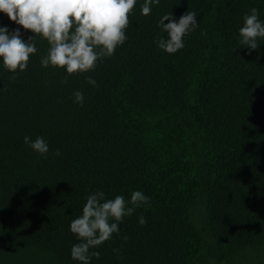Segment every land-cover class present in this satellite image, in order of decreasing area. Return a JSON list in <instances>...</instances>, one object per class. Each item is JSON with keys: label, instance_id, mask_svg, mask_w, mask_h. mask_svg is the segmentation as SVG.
<instances>
[{"label": "trees", "instance_id": "trees-1", "mask_svg": "<svg viewBox=\"0 0 264 264\" xmlns=\"http://www.w3.org/2000/svg\"><path fill=\"white\" fill-rule=\"evenodd\" d=\"M143 2L115 54L67 83L41 66L39 36L16 80L0 58V264H78L70 223L96 191L150 202L91 264H264V39L251 54L238 44L246 13L264 21V0H160L147 16ZM188 10L198 27L185 47L159 49L161 16ZM0 26L33 35L4 13ZM25 136L47 141L46 159Z\"/></svg>", "mask_w": 264, "mask_h": 264}, {"label": "clouds", "instance_id": "clouds-1", "mask_svg": "<svg viewBox=\"0 0 264 264\" xmlns=\"http://www.w3.org/2000/svg\"><path fill=\"white\" fill-rule=\"evenodd\" d=\"M136 3L137 0H0V13L33 33L25 41L20 28L9 31L7 26H0V58L4 69L13 74L11 80H16L18 72L27 69L30 55L38 51L35 40L39 36L48 43L47 54L41 57V66L64 70L67 75L61 83H67L73 74L94 71L98 63L113 56L117 47L128 39L125 30ZM159 3L160 0H144L140 6L141 15H150L152 5ZM196 17V12L189 10L178 21L172 11L162 15L158 27L166 33V37L155 41L157 47L168 54L183 49L184 37L198 27ZM259 39H264V21L254 7L243 16L238 44L240 49L247 48L248 54H251L259 48ZM86 81L96 86L91 76H87ZM73 98L75 103L83 106L82 91H75ZM24 143L39 156L47 158L49 146L42 136H37L35 140L25 136ZM53 155L59 156V150ZM149 202L150 197L141 191L131 192L130 199H125L123 195L106 199L103 191L88 195L82 214L70 223V232L78 241L71 248V259L78 264H91L93 257L99 259L100 253L90 250L109 241L113 234H118L123 219ZM138 222L141 226L145 225L146 217L141 215Z\"/></svg>", "mask_w": 264, "mask_h": 264}]
</instances>
